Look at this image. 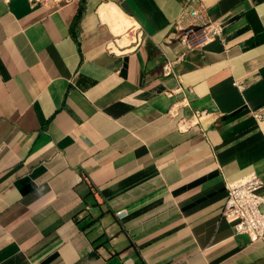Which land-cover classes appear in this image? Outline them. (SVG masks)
Returning a JSON list of instances; mask_svg holds the SVG:
<instances>
[{
    "label": "crops",
    "instance_id": "1",
    "mask_svg": "<svg viewBox=\"0 0 264 264\" xmlns=\"http://www.w3.org/2000/svg\"><path fill=\"white\" fill-rule=\"evenodd\" d=\"M187 3L0 0V264H264L222 217L264 184V0H202L223 40L190 49Z\"/></svg>",
    "mask_w": 264,
    "mask_h": 264
},
{
    "label": "built area",
    "instance_id": "2",
    "mask_svg": "<svg viewBox=\"0 0 264 264\" xmlns=\"http://www.w3.org/2000/svg\"><path fill=\"white\" fill-rule=\"evenodd\" d=\"M31 4L37 5H53L56 8L72 4L75 0H28ZM204 6L202 0H188L185 9V16L192 19L191 31L184 32L181 35L180 42L186 49L198 46L199 44L212 38H220L223 40V29L219 23L205 22L202 20V12ZM182 21H177L175 26L176 31L183 29ZM119 34L108 46V52L134 49L144 37V32L137 26H130ZM122 38L128 39V46H121ZM124 47V48H123ZM123 48V49H120ZM126 49V50H127ZM122 52V51H120ZM164 73L167 75L169 70L165 67ZM238 88H243V83L236 81L234 83ZM170 115L175 116L176 112L172 109ZM215 114L208 111L194 112L190 117L183 118L180 123L188 126H196L201 121L213 117ZM257 120H260L262 115L256 114ZM264 184L262 180L255 174H249L243 178L232 182H226L225 188L227 199L222 209V217L232 223L235 234H246L251 241H257L264 237V193L262 189Z\"/></svg>",
    "mask_w": 264,
    "mask_h": 264
},
{
    "label": "bare ground",
    "instance_id": "3",
    "mask_svg": "<svg viewBox=\"0 0 264 264\" xmlns=\"http://www.w3.org/2000/svg\"><path fill=\"white\" fill-rule=\"evenodd\" d=\"M124 32H125V31H123V32L121 31L120 33H124Z\"/></svg>",
    "mask_w": 264,
    "mask_h": 264
}]
</instances>
